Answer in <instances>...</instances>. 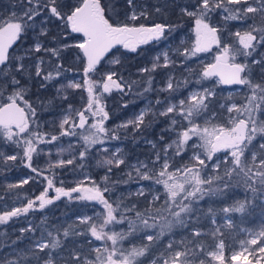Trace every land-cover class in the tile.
<instances>
[{
    "label": "trees",
    "instance_id": "1",
    "mask_svg": "<svg viewBox=\"0 0 264 264\" xmlns=\"http://www.w3.org/2000/svg\"><path fill=\"white\" fill-rule=\"evenodd\" d=\"M42 2H47V0H42ZM65 2L67 0H60V3ZM71 2L75 4L77 0H71ZM104 2L108 3L109 0H104ZM113 2L118 4L116 9L118 12L123 13L128 10L126 0H113ZM196 2L197 0H135L136 8L134 10L150 13L148 19H141L136 23L151 25L154 22H164L171 25L172 28L166 38L140 45L136 52L120 48V51L124 53L119 57L120 64H111L112 57L109 55L98 66L99 72L93 74L92 79L99 80L111 70L122 77L127 87L123 92L114 88L110 93L103 94L101 104L108 112L109 119L105 121V127L109 130L110 135L101 136V139H104L103 146L100 143L90 146L83 159L80 158L79 153L85 151L84 137L94 131L91 124L95 123V119L89 115L84 128L71 129L75 133L74 135H61L60 128L61 120L66 115L75 116L73 110H82L87 103L86 88L66 87L69 81L74 80L83 84L85 79L83 72L85 61L79 50L74 47H63L65 44H74L79 39V35L66 32L63 21L54 17L49 19L50 14L42 12L41 16L36 19V23L27 28L21 38L13 44L9 50L10 55L23 57L25 64V71L17 74L16 79L20 80L21 85L24 86V100L36 109V115L30 118V128L34 132L41 133L45 141L52 136H56L57 139L51 143L36 145L37 153L33 154L30 168L27 166L29 161L23 155V144H14L0 135V214L11 211L13 208L23 207L29 200L35 201L36 197L48 188V180L51 179L53 182V187L48 188L47 192L48 197L53 198L52 204L47 205L44 209H39L37 201L36 206L28 213L13 217L6 224H0V264H8L9 261H17L18 264H37L40 257L43 258L39 259V264H44V259L47 257L44 253L38 252L35 243L49 239L48 232H52L61 241V247L55 250H45L51 252L54 264H72L77 255L81 259V264H84L86 260L95 259L96 248L111 247V241L105 244L104 241L96 240L88 231V225L80 222L81 216H88L91 217L90 222L96 223L99 227L103 223L106 212L104 206L95 201L69 199L63 196L56 200L54 198L57 187L69 190L78 184L83 187H92L93 183L102 189L108 187L109 191L105 193L106 199L113 203V207L119 204L118 218L124 217L123 222L106 226L105 231L109 233L112 231L127 233L129 221H135L136 212L145 213L147 216L155 215L157 209H160L162 215H167L163 212V204L166 199L163 185L156 183L155 176L151 180L140 179L135 168L147 164L148 169L146 170L158 173L163 160L153 167L157 154L161 157L167 155L169 164L173 166L169 171H174L176 167L184 165L191 166L193 163L191 158L196 148L186 146L181 155L177 156L174 143L178 136L177 130H182L181 125H186L187 121L181 120L177 115L170 114L166 117L159 113L164 111L169 103L178 105V100H187L186 92L191 84L183 67L188 66V63L182 55H178L177 50L172 49H179L190 44L189 41L192 39L189 36H186L184 41L179 42V40L194 24L195 17L184 14L182 9L188 7L189 11H198L197 8L189 7L195 5ZM26 4L27 0H0V20L9 18L13 12L22 13V6H26ZM33 6H35V0H33ZM235 7H239V5ZM157 8H160L161 11L157 12ZM217 12L218 10L211 14V20H219ZM252 15L249 14V16ZM119 19L124 20L126 17L121 15ZM259 24L258 16L255 20L246 19L228 21L226 24L219 23V26H222L220 28L221 40L230 46L239 47L235 33L238 31L243 33L250 26H259ZM42 29L46 35H41ZM37 44L42 46L40 52L34 51ZM186 47L188 48L190 45ZM162 48L174 62L168 67H163L164 61L159 53V49ZM215 48L217 47L214 46L211 52H215ZM45 49H60V56H54ZM157 57L160 59L157 60ZM237 58L246 60L250 65V75L254 82H261V65L251 62L252 59L264 60V46L257 44L256 50L252 52L251 56L247 58L238 56ZM19 62L21 61H16V63ZM153 63L159 64L160 67L148 73L140 71L141 68L151 70ZM37 64L41 68L40 76L36 75ZM202 64V62L195 64L196 71H200ZM57 65H62L59 77L55 76ZM9 67L11 68V66ZM50 72L54 78L45 80L44 76ZM149 78H151L150 85ZM182 78L183 80H181ZM3 80L4 77L0 76V81ZM169 80L173 82L175 91L166 90ZM224 88L229 87L216 85L213 88L216 95L211 98L212 108L219 114L214 121L217 125L226 123L225 116L229 115L224 108H221V102H228L231 99L238 100L233 94H225ZM245 88L250 91L247 86ZM14 90L15 88L11 84L0 88V104L7 101L8 96ZM157 100H160L161 103L157 104ZM19 103L23 107L25 106L23 101H19ZM69 105L72 106L71 109H69ZM142 106H145L143 112L150 109L146 112L144 125L140 129L134 128L131 124L123 127L128 121L136 119L137 111ZM257 117L264 119L258 114ZM76 119L78 123V118ZM173 119L177 121L175 125L172 123ZM197 123L205 125L203 119L197 120ZM111 135H115L118 139H112ZM193 142L189 141V145H192ZM260 142L258 137L253 141V145H258ZM165 148H167L166 154L162 151ZM113 154L116 158L123 159L125 163L119 167L103 163L107 159L113 158ZM9 155H15L17 159L6 160ZM58 158L59 160L72 159L73 164L64 167H50L58 162L56 161ZM209 164L211 165V162ZM110 167L111 171H108ZM32 168L38 169L39 173L33 172ZM210 174H214L211 166L205 173H202V175ZM84 176L86 177L84 178ZM105 176L108 177L107 180L104 179ZM23 180H28V183L21 184ZM10 184L19 186L10 189L8 187ZM141 190L144 195L139 194ZM76 195L73 194L74 197ZM157 195L160 196V199L155 201L154 207H150L153 196ZM246 196L251 201L246 213L226 215L221 211L222 208L232 205L234 201H243ZM198 207L202 210L196 214L199 219L193 218L189 228L177 227L173 229L174 234L166 233L153 243L151 252L140 258L143 264L159 260L165 252L164 246L169 241L179 243L181 240L189 239L192 227L199 228L204 234L197 239L206 249L204 255H200L199 249H196V259L193 260V264H200L201 260L204 261V264H209V261L213 264V261L207 256V251L213 250L214 245L221 238L225 241L227 257L237 247L238 242L246 236L245 229H256L264 224V196L253 197L252 193L243 186L233 187L224 195H205L199 201ZM210 208L213 209V213L208 212ZM224 216L231 217L233 227L226 226L227 221L224 220ZM213 219L215 224L212 223ZM216 228H220L223 233L222 237L217 234V237L213 238L211 233ZM65 230L69 231L68 237L63 235ZM153 231L155 233L158 229ZM143 235L142 231H137L126 240L119 242L117 246L123 250H130L133 246L139 247L147 244L148 241L143 239ZM34 252H37V255H33Z\"/></svg>",
    "mask_w": 264,
    "mask_h": 264
},
{
    "label": "snow or ice",
    "instance_id": "2",
    "mask_svg": "<svg viewBox=\"0 0 264 264\" xmlns=\"http://www.w3.org/2000/svg\"><path fill=\"white\" fill-rule=\"evenodd\" d=\"M256 0H197L195 5L189 7L197 8L198 11H189L188 7L182 9V12L188 16L195 17V33L196 43L192 49H185L183 52L178 51V55H183L186 58L195 57L198 53L208 52L215 45L220 52L215 56V62L204 67L203 71L198 75L203 79L218 77V83L225 85H243L247 86L251 95L244 105L235 103L230 106L221 105L229 114L226 123L217 125L214 123L219 115L212 108V97L216 94L210 88H203L200 91L193 92L187 100H180L179 104H168L164 111L160 112L161 116H169L170 114L177 115L183 121H187L186 125H181L182 130L178 133L176 144V155L179 156L185 150L186 146L193 149L199 147L202 152L194 151L192 155V164L176 167L174 171H169L173 166L169 164L167 155L161 157L157 154L153 167L160 163L158 173H153L148 169L147 164H142L141 167L135 168L136 174L142 180H151L155 176L157 184H162L165 190L166 199L163 204V212L167 215H162L161 210L157 209L155 215H147L145 213L136 212L135 221H129V231L124 232H106L107 225L112 223L123 222L124 217L118 218L117 212L119 204L113 207L105 197V193L109 191L108 187L103 189L93 183L92 187H83L77 185L69 190L62 187L55 189L58 200L62 196L69 199H77L83 201H95L104 206L106 210L103 223L97 226L96 223L90 222L91 217H81L80 222L88 225V231L98 241H104L107 244L111 241V247L105 246L103 249H95V259L86 260L84 264H143L140 259L151 252V246L161 237L167 234H174L173 229L189 228L193 218L199 219L196 214L202 210L198 207L199 201L205 195H224L233 188L243 186L247 191L252 193L253 197L264 196V60H253L252 64L261 65V82H254L250 75V65L248 63H238L237 57H249L256 50L257 44L264 46V0H259L258 6H253ZM128 10L121 13L118 12L116 2L109 0L105 3L104 0H77L75 4L71 0L65 3H60V0H27L26 6H22V13L13 12L7 19L0 20V76L4 77L0 81V88L11 84L15 90L8 96V102L0 104V135L7 141L14 144H23V155L29 161L28 167L31 168V160L33 154L37 153L39 143H51L57 139L52 136L45 141L43 135L38 131H32L30 128V118L36 115V109L24 100V86L21 81L16 79L17 74L25 71L23 57L11 56L9 49L13 44L21 38L27 28L32 27L36 23V19L41 16V13L50 14L49 19L56 18L63 21L66 32L70 34H78L79 39L74 44H65L64 48L74 47L82 53L83 59L86 61L83 72V84L76 81H69L67 88L81 89L86 88L87 103L82 110L75 111V116L66 115L60 123L61 135H74L71 129L75 127L84 128L87 123L88 116L91 115L95 119V123L91 124L94 131L84 137L85 151H81L79 156L85 158L88 148L95 144H102L104 141L101 136H109V130L105 127V121L109 119L108 112L105 111L101 104V98L104 93H110L114 88L124 91L127 85L123 82L122 77L116 72L109 70L99 80L92 79L93 74L99 72V65L109 55L112 59L111 64H120V56L124 53L120 48L130 52H136L140 45L149 43V41H159L166 38L171 31L172 26L160 22L146 25L136 23L141 19H148L150 13L146 11L137 12L135 0H126ZM239 5V7H235ZM222 10L227 13L225 20H246L253 19L258 16L260 18L259 26H250L243 33L236 32L235 36L238 40L239 47L230 46L223 43L219 35V29L210 22L211 14L214 11ZM157 12L161 9L157 8ZM249 14H253L249 16ZM123 15L126 19L121 20L119 17ZM115 17V18H114ZM41 35H46L42 29ZM75 39V37H73ZM42 46L37 44L34 51L40 52ZM51 52L52 55L59 57L60 49H45ZM163 67H168L174 63L170 60L167 53L163 54ZM157 60L160 57L156 58ZM19 60L21 62L16 63ZM11 66V68L9 67ZM159 64L153 63L151 70L141 68L140 71L148 73L155 71ZM62 65H57L55 73L56 77L61 75L60 69ZM42 74L39 64L36 65V75ZM53 74L50 72L44 76L45 80L53 79ZM151 84V78L148 81ZM187 83V81H185ZM65 87V86H62ZM168 91H175L174 84L171 80L167 83ZM59 91V90H58ZM148 91V89H145ZM67 99V97H65ZM19 101L24 102L22 107ZM157 104L161 101L157 100ZM72 106L69 105V109ZM141 112L135 120L128 121L123 127L128 124L134 128L140 129L145 123L146 112ZM78 118V123L77 119ZM203 119L206 126H201L197 120ZM175 125L177 121L172 120ZM69 127L66 128L65 126ZM210 125V126H209ZM15 128V131H13ZM196 137L199 140V145L193 143L189 145V141ZM260 138L258 145H253V141ZM112 139H118L115 135H111ZM161 139H163L161 137ZM171 147V145H168ZM119 151V150H117ZM167 153V148L162 149ZM224 152V158L221 160L217 153ZM17 159L15 155H9L6 160L14 161ZM211 162V165L209 164ZM103 163L107 165H115L119 167L125 161L116 158L107 159ZM73 164L72 159L59 160L50 167H64L65 165ZM211 166L212 173L210 175H202ZM142 169H145L142 171ZM33 172H38L36 168H32ZM111 171V167L108 169ZM131 176V173H129ZM108 179L107 176L104 177ZM28 183V180L21 181V184ZM19 185L10 184L8 187L16 188ZM53 187L51 179L48 180V188ZM46 188L36 200H29L23 207L13 208L11 211L0 214V224H6L13 217L28 213L36 206L38 201L39 209H44L47 205L53 203V198L47 195ZM77 194L75 197L73 194ZM140 195H144L143 190ZM160 196H153V201L149 205L155 206V201H158ZM251 203L246 196L243 201H234L232 205L221 209L226 215L229 213L244 214L248 210ZM209 213H213V209H208ZM215 224V220L212 221ZM227 227H233L231 217L227 220ZM155 233L153 230H157ZM137 231L143 232V239L148 241L142 246H133L130 250H123L117 245L119 242L126 240L129 236L134 235ZM223 233L220 228H216L211 235L213 238ZM64 237L69 236V231L63 232ZM204 234L197 227H192L190 238L181 240L179 243L169 241L165 245V252L159 260L153 261V264H193L196 259V249H199L200 255H204L206 249L198 242ZM250 239L240 242V251H235L230 259L225 255V241L220 239L218 244L214 245V250L207 251V256L211 257L212 261L217 264H231L232 261H238L243 257L246 264H262L264 262V228L258 233L249 234ZM49 239L44 242L37 241L35 248L39 253H44L46 259L44 264H54L50 251L61 247V241L48 232ZM191 245V246H190ZM252 246V247H250ZM257 253L259 255L257 256ZM33 255H37L34 252ZM248 257H252L249 260ZM43 258V257H40ZM37 264H39V259ZM8 264H18L17 261H9ZM72 264H81V259L77 255ZM200 264H204L201 260ZM211 264V261H209Z\"/></svg>",
    "mask_w": 264,
    "mask_h": 264
},
{
    "label": "rangeland",
    "instance_id": "3",
    "mask_svg": "<svg viewBox=\"0 0 264 264\" xmlns=\"http://www.w3.org/2000/svg\"><path fill=\"white\" fill-rule=\"evenodd\" d=\"M250 2H251V0H250ZM258 4H259V0H256V3H255L253 6H258ZM217 15H218L217 17L219 18V20H211V19H210V22H211L214 26H216V27L219 29V35H220V28H222V26H219V23L226 24L228 21H232V22H234L235 20H231V19H230V20H225L224 17H225L227 14H226L225 12H223L222 10H218ZM195 27H196V25H195V19H194V24H193L190 28H188V29L186 30L185 34H184V35L180 38V40H179V42H180V41H184L186 36L191 37L192 40L189 41L190 44H187L188 46L190 45V47L187 48V47H186L187 45H185V46H182V47L179 48V49H178V48H174V49H172V50H179L180 52H183L185 49H189V50L192 49V48L194 47L195 43H196ZM220 36H221V35H220ZM165 45H166V44H165ZM214 46H215V45H213L211 49H213ZM215 47H216V46H215ZM215 49H216L215 52H211V50L208 51V52H201V53H198L195 57H189V58H186L185 56L182 55V57H183V58L186 60V62L188 63V66L183 67V68H185L186 73L188 74V81H189L190 84H191L190 87H189V89H188L187 92H186V96H187V98H188L193 92L200 91V90H202L203 88H210V89L213 90V88H214L216 85H220V84L218 83V81L216 80V78H214V77H211V78H209V79H203V78H201V77L198 75L199 73L202 72L203 67H204L209 61H211L213 58H215L216 55L219 54L220 49H218V48H215ZM159 53H160V55L162 56V59H163V61H164V56H163V54L165 53L164 49H163V48H162V49H159ZM252 60H254V59H252ZM197 62H202V63H203L202 66H201V68H200V71H199V72L196 71V69H195V67H197V66H195V64H196ZM236 62H238V63H248V62H246V60H243V59H241V58H237V61H236ZM249 72H250V69H249ZM181 80H183V78H182ZM166 86H167V84H166ZM220 86H221V85H220ZM221 87H223V86H221ZM245 87H246V86L238 85V86H236V87L224 88L225 94H233V96L236 97V98H238V100L231 99V100H229L228 102H221V105L230 106V105L233 104V103H235V104H237V105H244V104H246L247 101H248V98H249L250 95H251V91H247ZM230 96H231V95H230ZM179 101H180V100H178V102H179ZM169 104H172V103H169ZM144 109H145V106L140 107V108L138 109V111H137V116H139L140 113L144 111ZM256 115H257V114H256ZM137 116H136V117H137ZM225 120H226V121L228 120V115L225 116ZM201 126H206V125H201ZM209 126H210V125H209ZM13 131H15V128H13ZM180 131H181V130H177V133H179ZM102 140L104 141V139H102ZM192 141H194L193 143H195L196 145H199V143H200L199 140H198L196 137H193V140H192ZM103 143H104V142H103ZM102 146H103V144H102ZM197 148H198V149H197ZM197 148H196L195 151H197V152L201 151V152H202V150H201L199 147H197ZM192 155H193V154H192ZM216 155H217V156L220 155V157L223 159L225 153L222 151V152H220V153H217ZM56 161H59V158H58ZM85 177H86V176H84V178H85ZM24 178H25V177H24ZM24 178H22V179H24ZM81 217H88V216H81ZM81 217H80V218H81ZM224 220L227 221L228 218H227L226 216H224ZM262 228H264V224H263L262 226L256 228V229H245V235H246V236L238 242L237 247H236L233 251H231V252L228 254L227 258L230 259V257H231V255L233 254V252H235V251H240V242H241V241H245V240L250 239V238H251V236L249 235L250 233H252V234L258 233ZM112 232H113V231H112ZM40 241H41V242H44V240H40ZM218 243H219V241H218L216 244H218ZM250 247H252V246H250ZM213 250H214V249H213ZM210 251H212V250H210ZM258 255H259V253H257V256H258ZM210 259H211V257H210ZM240 259H244V258H243V257H240ZM248 259L252 260V257H248ZM211 260H212V259H211ZM149 264H153V262H150ZM213 264H217V262H216V261H213Z\"/></svg>",
    "mask_w": 264,
    "mask_h": 264
},
{
    "label": "water",
    "instance_id": "4",
    "mask_svg": "<svg viewBox=\"0 0 264 264\" xmlns=\"http://www.w3.org/2000/svg\"><path fill=\"white\" fill-rule=\"evenodd\" d=\"M195 46V45H194ZM10 50V49H9ZM81 55H82V53H81ZM83 57V56H82ZM85 61V60H84ZM215 62V58H213L211 61H209L205 66H207V65H209V64H212V63H214ZM85 63H86V61H85ZM204 66V67H205ZM204 67H203V69H204ZM203 69H202V71H203ZM214 78H216V80L218 81V77H214ZM220 84V83H219ZM221 86H223V87H236V86H238V85H235V84H233V85H225V84H220ZM8 102V100L7 101H5L4 103H7ZM4 103H2V104H4ZM22 106V105H21ZM23 107V106H22ZM250 260V259H249ZM231 264H246V262H245V260L244 259H240L239 258V260L238 261H232L231 262ZM253 264H254V262H253ZM262 264H264V262H262Z\"/></svg>",
    "mask_w": 264,
    "mask_h": 264
}]
</instances>
